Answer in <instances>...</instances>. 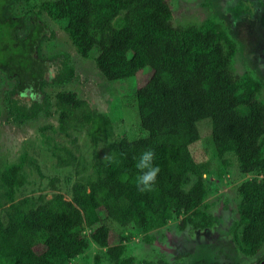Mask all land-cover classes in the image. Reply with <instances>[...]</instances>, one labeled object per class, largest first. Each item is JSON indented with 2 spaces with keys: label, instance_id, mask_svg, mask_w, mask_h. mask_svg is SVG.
Segmentation results:
<instances>
[{
  "label": "trees",
  "instance_id": "trees-1",
  "mask_svg": "<svg viewBox=\"0 0 264 264\" xmlns=\"http://www.w3.org/2000/svg\"><path fill=\"white\" fill-rule=\"evenodd\" d=\"M21 2L26 8L17 12ZM0 9V22L17 40L0 45V77L15 80L6 97L7 121L24 125L41 112L56 115V129L52 124L42 127L46 141L51 139L46 129L68 135L72 128H85L93 151L100 140L107 148L104 157L93 155L87 162L69 146L53 145L57 166L75 176L66 186L68 198L57 176L44 185L49 197L39 191L17 198L34 161L25 154L15 162L0 160V264H72L91 243L101 249L94 255L96 263L103 258L134 264L124 256L125 236L114 227L141 231L149 239V230L182 212L181 229L188 224L212 227L215 218L205 200L217 183H225L231 158L240 175L247 176L236 185V217L229 220L233 251L255 256L254 264L264 262V252L258 254L264 250V83L249 72L232 71L237 44L226 27L211 18L175 26L168 0H0ZM42 13L62 24L81 57L97 50L94 62L106 80L151 69L148 80L133 92L141 136L113 137L110 117L90 109L75 91H57L53 100L42 91L46 84L74 77L67 58L54 68L55 77L45 76L47 57L40 49L48 26ZM5 48L10 52L4 53ZM201 121L209 122L210 158L219 167L195 151ZM148 149L154 151L160 172L153 190L140 192L135 163ZM205 248L216 255L201 256L197 264L232 263L231 253Z\"/></svg>",
  "mask_w": 264,
  "mask_h": 264
},
{
  "label": "rangeland",
  "instance_id": "rangeland-1",
  "mask_svg": "<svg viewBox=\"0 0 264 264\" xmlns=\"http://www.w3.org/2000/svg\"><path fill=\"white\" fill-rule=\"evenodd\" d=\"M259 1H261L260 4ZM259 1L168 0L172 9L171 22L175 26L199 25L204 19L211 18L226 27L227 33L237 44V52L231 63L232 71L236 75L249 72L264 83V14L262 12L260 16L259 11L260 9L264 10V0ZM18 5L15 8L16 11L26 8L22 2ZM40 16L48 26L43 31V35L47 37L42 40L40 49L42 56L47 57L44 64L45 76L47 78L55 77L54 68L59 66L61 58H67L74 75L70 81L58 85L46 84L42 91L47 93L50 100H53V95L57 91H75L78 97L86 100L90 109L104 112L110 117L113 137L126 136L132 139L141 136L142 132L134 120L135 102L133 92L148 80L151 69L144 67L134 76L108 81L95 65L96 49L91 51L89 57H81L72 46V42L62 24L50 20L43 13ZM49 31L52 32V37H49ZM10 33L11 31L5 28L4 23L0 22L1 46L6 44L7 47L13 42ZM14 50L12 48L11 52ZM3 52L8 53L10 50L5 48ZM13 83L14 81L6 82L0 77V160L15 162L19 160L21 155L25 154L26 158H31L34 161V165L28 166L29 168L26 170L28 181L24 186L25 190L17 192L16 197L20 198L29 194L35 196L39 191H45L44 185L49 181V177L57 176L60 179L61 191L64 193L65 198H68L66 186H70L75 180V176L68 168L63 169L57 166L56 158L51 151L53 145L55 143L67 145L75 154L87 162L93 160V155L104 157L107 154V148L104 142L100 140L96 151H93L91 140L87 136L85 128H72L69 130L68 135L46 129L45 134L51 137L49 141H46V137L42 134V127L46 124H52L56 129L58 125L56 115L45 116L41 112L37 119L24 125H15L8 122V114L5 108L6 97ZM260 97L264 99V88ZM51 111L53 112L52 107ZM199 131L201 137L195 151L203 158H210L212 153L208 136L210 132L209 122L203 121L200 123ZM210 159H213L214 166L219 167L218 160L214 157ZM230 161V165L225 167V183H217L218 188L215 193L205 200V204L208 206V214L215 218V224L209 228L210 230L204 232H209L208 235L200 236L197 234L198 237L194 236L196 231L198 232L204 228H191V224L181 229L180 223L186 216L185 212L168 220L161 227L149 230L147 236L151 235L152 237L149 239L141 231L130 233L127 229L114 227L117 232L125 236L122 240L125 247L124 256L132 257L134 264L147 261L152 264H197L201 256H210V259H213V256L216 255L214 253L207 254L205 246H208L218 247L219 251L227 252V254L231 253L234 257L231 264H254L255 256L245 257L239 252L233 251L234 244L228 233L230 221L236 217V185L247 177L240 175L234 158H231ZM35 165L38 166L36 170ZM40 171L43 174L42 177ZM211 180L217 181L215 178H211ZM47 194V197H49L50 192H47ZM225 198H227L226 201ZM202 208H205V205ZM85 232L88 234L90 229L86 228ZM99 251L101 252V249L91 243L72 264H112L106 262L103 258L96 263L94 255ZM262 252H264L263 249L258 254Z\"/></svg>",
  "mask_w": 264,
  "mask_h": 264
},
{
  "label": "clouds",
  "instance_id": "clouds-1",
  "mask_svg": "<svg viewBox=\"0 0 264 264\" xmlns=\"http://www.w3.org/2000/svg\"><path fill=\"white\" fill-rule=\"evenodd\" d=\"M154 157V151L148 149L143 151L136 160L135 167L138 170L136 186L140 192H150L156 186L160 167L153 163Z\"/></svg>",
  "mask_w": 264,
  "mask_h": 264
},
{
  "label": "flooded vegetation",
  "instance_id": "flooded-vegetation-1",
  "mask_svg": "<svg viewBox=\"0 0 264 264\" xmlns=\"http://www.w3.org/2000/svg\"><path fill=\"white\" fill-rule=\"evenodd\" d=\"M49 37H52V34H49ZM11 40L12 41H15V43L17 42V40H16V37L15 36H11ZM13 43V42H12ZM6 45V44H5ZM61 56L63 57V55L61 54ZM48 59H49V57H48ZM61 59H63V58H61ZM60 59V60H61ZM59 60V61H60ZM4 80L6 81V82H10V81H15L14 79H5L4 78ZM13 86V85H12ZM12 86H11V88H10V90L12 89ZM14 94H17V93H14ZM8 97H9V95H7ZM22 96V95H21ZM15 97V96H14ZM209 228H205V229H202V230H199L198 232L196 231L195 233H194V236H197L198 237V235L197 234H199L200 236L201 235H203V236H205L206 234L208 235V233H204L206 230H208ZM210 230V229H209ZM189 236V235H188ZM203 242V241H202ZM210 248V247H209Z\"/></svg>",
  "mask_w": 264,
  "mask_h": 264
},
{
  "label": "crops",
  "instance_id": "crops-1",
  "mask_svg": "<svg viewBox=\"0 0 264 264\" xmlns=\"http://www.w3.org/2000/svg\"><path fill=\"white\" fill-rule=\"evenodd\" d=\"M258 1H259V0H258ZM260 2H261V1H259V4H260ZM259 11H260V16H261L262 12H263V14H264V10H263V9H260ZM260 16H259V17H260ZM260 18H261V17H260ZM258 19H259V18H258Z\"/></svg>",
  "mask_w": 264,
  "mask_h": 264
},
{
  "label": "water",
  "instance_id": "water-1",
  "mask_svg": "<svg viewBox=\"0 0 264 264\" xmlns=\"http://www.w3.org/2000/svg\"><path fill=\"white\" fill-rule=\"evenodd\" d=\"M261 264H264V262H263V263H261Z\"/></svg>",
  "mask_w": 264,
  "mask_h": 264
}]
</instances>
